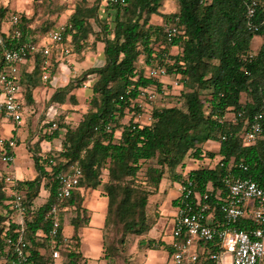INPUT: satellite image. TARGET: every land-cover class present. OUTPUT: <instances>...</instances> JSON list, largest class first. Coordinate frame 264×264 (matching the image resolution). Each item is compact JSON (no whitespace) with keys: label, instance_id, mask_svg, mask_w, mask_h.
Listing matches in <instances>:
<instances>
[{"label":"trees","instance_id":"16d2710c","mask_svg":"<svg viewBox=\"0 0 264 264\" xmlns=\"http://www.w3.org/2000/svg\"><path fill=\"white\" fill-rule=\"evenodd\" d=\"M102 1L95 0L88 6L86 0H81L69 17L72 28L68 34L73 52L101 41L104 63L85 69L63 86H55L60 61L53 59L49 66L45 84L54 88L50 108L67 100L77 104L75 89L93 76L98 78L92 84L91 106L76 125L65 120L51 129L53 120L45 121L38 147L41 140L58 137L60 146L49 154L33 150L36 176L19 179L15 184V190L25 194L24 264H87L80 229L90 223L83 193L89 188L102 187L107 198L104 227L119 235L104 236L107 264H115L116 258L122 256V246L130 235L142 236L149 231V196L168 176L179 182L192 179L197 191L211 193L212 201L227 196L223 179L230 171L251 177L264 188V131L254 142L247 143L244 139L254 114H262L264 129V0H257V30L248 26L246 11L251 0H176L179 9L172 13L160 11L163 0H105V5ZM15 14L20 16L21 42L39 41L36 29L24 13H6V9L0 8V28L4 20ZM155 14L162 17L164 24L151 22ZM91 19L99 30H95ZM173 23L179 26L180 33L168 43L164 26ZM51 29L43 28L42 37ZM91 35L95 36L93 42ZM255 36L263 40L250 57ZM174 46L178 48L175 53ZM142 55L144 61L139 64ZM43 60L40 54L30 55L27 60L34 63V68L28 79L25 77L26 104L34 100L35 82L31 84L29 80L42 71ZM152 66L165 67L166 77L177 79L182 102L154 106L151 120L142 122L135 116L139 89L153 88L161 94L171 88L162 78L151 76L149 69L146 73L145 67ZM3 69L0 48V74ZM129 88L131 91L127 93ZM242 93L248 96L246 101L242 100ZM228 112H234L235 121L220 120ZM209 141L219 144V148L206 149ZM189 152L196 160H203L204 165L186 173L177 172L175 167L185 165L184 158ZM4 154H15L9 140L0 148V158ZM75 164L82 175L71 197L61 203L67 210L60 212L61 228L53 237L49 235L50 222L46 216L56 201L57 174ZM142 171L144 174L140 176ZM4 174L0 175V264H10L14 253L6 238L16 239L21 225L13 220L12 197L6 191ZM42 189L48 191L47 199L35 207L34 201ZM174 201L178 204L179 198ZM67 211L74 213L73 233L69 237L63 233ZM238 225L244 229L255 226L250 218H242ZM55 250L60 252L59 257H54ZM122 261L133 264L129 256L123 255Z\"/></svg>","mask_w":264,"mask_h":264},{"label":"built area","instance_id":"2783aa9c","mask_svg":"<svg viewBox=\"0 0 264 264\" xmlns=\"http://www.w3.org/2000/svg\"><path fill=\"white\" fill-rule=\"evenodd\" d=\"M258 6L257 0H251L247 5L250 29L259 28L255 22ZM19 22L20 16L15 14L3 21L0 28V48L4 60V69L0 74V113L11 117L17 123H21L24 116L26 85L22 69L29 56L40 54L44 57L41 68L43 80L46 81L53 59L70 62L73 55L68 34L72 25L69 22L56 25L47 36L42 37L43 39L39 37L36 42H21L23 33ZM164 33L167 42L172 43L179 35L180 28L174 23L166 24ZM254 54L255 52H250L248 56L253 57ZM149 72L156 78L167 76L166 68L161 66H152ZM130 91L131 88L127 93ZM139 96L155 100L157 94L141 87ZM220 120L228 121L227 116ZM235 120L236 117L232 119ZM56 127L57 122L53 120L51 129ZM263 131L262 114L256 113L244 132V139L247 143L254 142L263 136ZM9 144L14 147L15 140L9 139ZM2 160L10 163L14 160V155L4 154ZM81 175L82 170L77 164L57 174L56 201L52 203L46 216L50 222L49 235L53 237L57 236L61 228L60 212L67 210L61 203L71 197L78 187ZM6 179L13 182V179ZM223 180L227 187V196L218 201H212L210 192L197 191L192 179L185 178L180 182L179 201L172 230L171 255L174 264H264V188L253 178L232 171ZM10 196L15 216L13 220L21 225V233L16 239L11 236L6 238L14 253L10 264H24L27 261L23 223V214L26 212L25 194L14 191ZM242 218H250L255 226L251 229L239 227ZM53 255L59 257L60 252L55 250Z\"/></svg>","mask_w":264,"mask_h":264},{"label":"rangeland","instance_id":"374dc122","mask_svg":"<svg viewBox=\"0 0 264 264\" xmlns=\"http://www.w3.org/2000/svg\"><path fill=\"white\" fill-rule=\"evenodd\" d=\"M86 4L92 5V3L95 0H86ZM81 2V0H0V8L6 9V13H10L13 11H17L18 13L26 14L30 19V25L34 29H36V34L42 35L43 28L45 27H51L52 29L56 25H60L62 23L68 22L69 17L71 14L75 11L76 6ZM102 4L105 5V0L102 1ZM104 7L100 8L101 11H103ZM179 9L178 2L176 0H163L160 11L165 13H172L176 12ZM105 13V12H104ZM109 19V18H108ZM95 30H99V27L96 25L93 19H91ZM151 22L155 24H164L163 19L160 15H152ZM94 35L90 36V42H93ZM263 37L261 36H255L253 38V41L251 43V50L257 51L260 44L262 43ZM72 45V44H71ZM178 50L177 46H174L172 48V52L175 53ZM144 61V55H142L139 59V64H143ZM67 64V77L65 76L64 81L67 79V82L71 78H76L79 76V74L83 73L85 69L97 65H101L104 63L103 60V43L100 41L95 44V46L90 45L86 48H84L81 52H73V55L70 57V62H63ZM150 67H145L146 73H148L147 69ZM96 76L91 77L90 80H86L83 85L80 88L75 89V95L77 96V104H74L72 101L67 100L65 104H59L55 105L50 108V102L49 98L51 95V92L49 89V86L45 84V81L43 80V72L38 71L33 75V79L29 82L32 84L35 82V89L33 91V102L30 104H25V109H27L28 114L23 116V122L27 126L22 129L24 130L22 135L23 139L25 137H29V139L26 141V143L22 142L16 146V152H17V159L15 160L16 165H20L21 168H27L31 167L30 164V158L28 156V152L26 149L30 151V147L32 151L31 153L35 151H38L43 149L41 143L44 141L43 146H46L47 149L51 148V151H45V154H49L50 152L55 151L56 148L60 146V138H54L52 141H48L45 139L41 140L40 147H38V141L39 139H42V136L44 135V126L46 120H54L57 123L61 121H69L72 125H76L80 119L82 118L83 114L90 108L91 106V99L93 97L92 92V84L94 81L98 78H94ZM24 79H26L24 77ZM163 81H166V83H170L171 88H166V90L159 94L157 93L153 88L150 90H153L157 94V97L155 100H150L147 96L146 97H140L139 104H137V108L135 109V116L138 117V120L142 122H149L151 120V113L154 106L158 105H180L182 102V99L180 97V85L177 79L174 77H163ZM28 81V80H27ZM25 85L26 81L24 80ZM144 88V87H143ZM149 89V88H148ZM242 100L246 101L248 99V96L246 93H242ZM48 110V113L46 111ZM129 116H131V113L127 112ZM234 112H228L227 113V119L228 121H231V119H234ZM23 124V125H24ZM117 135H119V132H117ZM34 137V140L36 142H31V138ZM38 137V138H37ZM62 137V136H61ZM50 144V146H49ZM27 145V146H26ZM50 147V148H49ZM206 149L211 150H217V143L209 141L206 146ZM206 161V160H205ZM218 159L215 161L217 162ZM5 163L2 160V157L0 158V172L1 176L3 173L6 176V178L13 179V182L5 180V186L6 191L8 192V195H11L13 191L9 190L8 188L15 187V184L19 181V179L16 178L14 174H9L6 172V169L1 168V164ZM185 165L182 166L181 163L178 164L175 167V170L179 173H186L190 169H193L198 166H202L203 160H196L194 157L190 155V152L187 153V155L184 158ZM8 170V169H7ZM174 170V172H175ZM9 171V170H8ZM174 172L172 174H174ZM107 172L104 170V176L103 178H106ZM144 172L140 174V176H143ZM27 176L24 177L26 179ZM30 176H28L27 179H29ZM180 181V180H179ZM162 192H164L162 195L169 199V201L174 198L177 195V190L179 189V186L177 181H175L172 177L168 176L163 179L161 183ZM102 190V187H100ZM99 187L97 188L100 189ZM167 188V190L164 191V189ZM15 191V190H14ZM95 190H91V193H94ZM46 190H42L41 194L35 199L34 206L39 207L46 201ZM90 193V194H91ZM88 193L85 196H90ZM152 195V194H151ZM149 196V198L151 197ZM150 201V199H149ZM84 205L86 206V201H84ZM149 207V206H148ZM150 214H152L151 208H150ZM74 213L73 211H67L65 214V236L69 237L73 232V225L71 224V218L73 217ZM14 216V215H13ZM87 217H90L89 211L86 213ZM15 217V216H14ZM151 223V222H150ZM109 235V237L119 236L116 232H111L105 229L104 227V233H103V240L104 236ZM146 235V234H144ZM142 235L141 237H143ZM136 235H130L125 244L122 246V256H129L132 257L133 255V248L134 244L137 241ZM141 239V238H140ZM139 239V240H140ZM145 239V237H144ZM122 256L117 257L115 260V264H122Z\"/></svg>","mask_w":264,"mask_h":264},{"label":"crops","instance_id":"0c3cea01","mask_svg":"<svg viewBox=\"0 0 264 264\" xmlns=\"http://www.w3.org/2000/svg\"><path fill=\"white\" fill-rule=\"evenodd\" d=\"M3 26H5V23ZM37 35L38 34H35V37L37 38L42 37V35L39 36ZM33 68H34V63L27 61L23 65V69H22L23 77H26L28 79V77L31 75L33 71ZM67 68H68L67 64L60 61L56 72L55 86H63L67 83V79L64 81L65 76L66 78H68ZM47 89L50 90L51 94L54 91V88L50 86ZM27 114L28 111L27 109H25L24 116ZM23 124H24L23 120L21 123H17L16 121L12 120L11 117L5 116L0 113V148L3 147L4 141L9 139L15 140L16 143L14 146L15 149L14 160L10 163H2L1 168L6 169L7 173L9 172L10 174H14L17 179H24L25 176H27V178L28 176H30L29 179H32L36 176L37 173L34 168L32 153L28 149H26L28 152V156L30 158L31 167L29 166L27 168H23V167L21 168V166L16 165L15 162V160L17 159L16 146L22 142L26 143V141L29 139V137H25L23 139L24 130L22 129V127L24 128L26 126L25 124L24 125ZM30 140L31 142L34 141L36 142L37 139L34 140L33 137ZM43 143L44 141L41 143L43 147L42 152L51 150L50 147H49L50 149H47L46 147L47 145L43 146ZM218 148H219V144H217V149ZM177 183L178 185H180L179 181H177ZM8 189L13 192L15 190L14 187L12 188L10 187ZM91 190L92 191L95 190L94 193H91ZM165 190H167V188H165L164 191ZM162 191L163 190L160 186L157 189V191L154 192L149 198L150 201L148 203V206H149V215L151 222L150 229L143 237L141 236L137 237V241L134 244V248L132 250L133 264H174L171 255L172 252L171 244L173 242L172 230L174 227V217L177 209V202H175L174 200H176L179 196V189L177 190L178 191L177 195L174 198H172L170 201L168 198L162 195L164 193ZM46 193H47L46 196H48V191ZM83 193L85 194V196L87 193L88 195L90 193L91 194L89 197L87 196L86 197L87 199L85 200L86 207L88 208V211L90 213V223L87 226L81 227L80 229V233L82 235V245H81L82 252L85 256L87 264H107V260L104 258V253H103V233L105 226L107 198L105 195L102 194L101 188L98 190L89 188L83 190ZM150 208L153 215L150 214ZM64 229H65V221L63 223V233L65 234ZM144 237L145 239L143 240V243L139 244V239Z\"/></svg>","mask_w":264,"mask_h":264}]
</instances>
